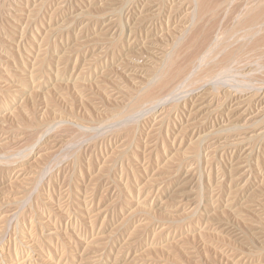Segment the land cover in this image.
Segmentation results:
<instances>
[{
	"label": "rangeland",
	"instance_id": "rangeland-1",
	"mask_svg": "<svg viewBox=\"0 0 264 264\" xmlns=\"http://www.w3.org/2000/svg\"><path fill=\"white\" fill-rule=\"evenodd\" d=\"M180 1L0 0V46L2 49L6 50L5 53L4 51L0 53V264H46L45 261L48 259L49 261L51 260L52 264H78V262H82L79 264H83L84 261L77 262V260L87 257L85 261L88 260V264H194V259H187L190 256L183 254L182 257L179 256L180 258L174 259V253L173 255L170 252L164 253L163 250V252H160V245H155L158 247L153 245L156 242L162 241L165 237L173 235L175 238V245L178 246L179 243L183 241L182 243L186 244V248L196 257L195 259H198L196 260L198 264H264L263 262L254 261L255 259L252 260L253 256L250 254L249 250L241 248L240 245H237V242L231 243L232 239H229V236L216 230L214 225L215 230L213 226L209 231L205 229L207 227L204 221L207 220L206 218L210 214H208V211L212 209L214 205L208 207L207 213L206 211H201L204 210L206 197L211 194L215 200L217 199L216 201H220L219 203L217 202L219 206L213 207L217 212L212 215V217H215V219L212 218V220L218 219L221 223H233L238 230L240 229V232H244L247 226L244 227V223L234 216L235 214L229 210L230 208H227V206L225 207L227 189L232 185V180L236 178V182L234 183L235 189L241 188L243 184H247L244 185L243 188L245 187L244 189H247L248 193L251 192V189L253 192V188L257 191L259 190V201H264V137H262V135L264 136V99H262L264 88L261 89V87L264 86V83H262V81H264V55L262 56L260 55L261 53H259L260 58H257L259 61L255 59L258 55L257 53V55H254L255 57L253 56L256 61L252 59L250 54L245 55L243 57L244 59L242 58L239 60L240 62L243 61L241 63L242 65L240 62L235 65H241L242 70L244 67L245 72H243L244 70L242 71L239 66L241 71L235 69L234 67L236 66H233L234 63L231 64V66L230 64H228L229 66L227 65L228 67L226 66L231 72L230 74L235 76V72L237 73L235 77H232L237 80L239 85L241 84L244 86V84H248L247 88L246 85L245 87L240 85L237 88L234 85L236 81L233 82V78L230 79V74L226 76L222 75V79L216 80L217 82L219 81V83L222 81L223 86H221L222 83H220V87L218 83V87L221 89L215 87V91L213 90L214 88H211V83L209 89V82H205L207 89H209L206 90V87L204 88L207 91L206 95L208 93L206 101H209L211 95H214L216 92L217 95L215 94L216 96L212 97H214L215 100L217 98L218 101L216 100V106H218V108L210 105V107L208 106L204 108L203 111L199 112V115H197L195 119H192L191 112L197 106H195V101L198 99L197 96L194 95L197 86H191L192 88H186L184 86V90L181 89L183 88L182 86H180L181 88L178 87L175 91L177 94L175 95L174 93L171 98L169 97L170 101H174L167 103V105L165 104L164 111L160 110V112L153 113V110H151L153 106L151 105L152 107H148V110H142L145 106H143V108L141 107L142 109L139 108L140 111L138 110V113L136 112V114H133L134 116L131 115L132 113L126 112L129 110L128 105L130 102L129 99L132 96L131 93L135 92L145 81L144 77L150 66L158 61L157 58H160V53L166 48L165 46L168 47L170 43L172 44L173 36L175 37L174 31L178 33L179 29H177V27L180 28L182 26V22L188 10L186 2L183 0ZM235 1L242 2V0ZM247 1L248 0H245L243 3ZM145 2H148V5ZM158 2L160 4H158ZM234 2L229 5V9L236 10L235 8L242 7L243 3H240L241 6H238L240 4ZM181 4H184L186 8ZM226 6L228 5H225V7ZM20 7L23 9L18 12L16 9ZM239 8H237V10ZM35 11L37 13H35ZM70 15L75 17L74 20L71 19L74 21L72 23L69 20L72 18ZM132 18L133 20H131ZM159 19L162 22L158 21ZM232 21V18L228 19L226 21L227 25L225 22V26H227V28L230 27ZM69 23L72 26H69ZM68 27L70 29H68ZM48 28L50 30H48ZM109 28L111 29L109 30ZM62 29L64 30L62 31ZM172 29L174 30L172 31L174 35L171 32ZM52 30L53 32H51ZM101 30H104L103 32L107 31V33L99 42L95 40V36L97 33L99 34ZM214 31L216 32V30ZM215 32L213 34H215ZM6 35L12 38V41H10L12 46L8 44L7 41H9V39ZM118 35L120 37H118ZM169 35L173 36L169 37ZM116 39H118V44L116 42L115 44L117 45L115 46H118V49L115 46L113 47L114 44L111 46L108 42L109 40L112 42ZM119 40L121 41L119 42ZM78 43L82 45L80 47L78 45L77 48L76 44ZM149 46L150 48L147 50L146 47ZM82 48L84 49L83 51ZM139 48L141 51H139ZM39 51L43 52L39 53ZM63 51H68V66L58 61ZM128 51H130V53L133 51V53H131L132 55L129 54ZM137 51H139V53ZM41 53H43V56H46V58H44L45 62L42 64L39 71L40 74L32 77L30 74L34 71V66L39 65L38 61L35 64L33 59H35L37 54ZM147 54H151V57ZM97 57H100V59ZM250 59L252 60L251 62L255 64L252 65L251 62H248ZM260 59L262 61H260ZM143 64L146 67H143ZM138 66L140 70L137 68ZM253 66H255V68ZM105 67H107V70L111 69L104 77L103 72ZM226 67L224 74L228 71ZM231 67L234 68H232L234 72L230 70ZM252 69H256L254 73ZM247 71L249 72L247 73ZM260 71L263 74H261ZM80 72L84 74L85 81L83 84H85L84 87H88H86V90H84V88L78 90L73 84L75 81L74 79H76L78 75H81ZM32 73L34 75V72ZM248 74L252 76L251 79H248ZM23 75L24 80H19L18 76L22 77ZM255 75L257 77H255ZM131 76H133V78ZM223 76L231 80L232 83L229 81V85L228 79ZM56 77L58 79H56ZM102 79L106 87L103 86V82L101 83ZM114 79L115 83L112 82ZM138 79L140 81H138ZM223 79H226L225 82ZM55 80L58 81L56 82ZM259 80L262 81L258 83ZM141 81L143 82L141 83ZM253 83L257 86L254 84L255 87ZM61 84L62 86H60ZM109 84L110 86H108ZM250 84L252 87H250ZM229 86L232 90L229 89ZM253 87H255V89L251 90ZM233 88H240L242 93L239 92L240 89H235V91L237 90L236 92L233 91ZM244 88L245 91L248 89L247 92L242 90ZM20 89L21 91L23 90L24 93L19 94L20 91L17 90ZM180 89L182 91L187 90L186 95L180 93L182 92ZM259 89L263 92L259 91ZM83 90L86 91V93ZM243 91L245 93H243ZM254 91H259L260 94L258 97V93L256 92L255 94ZM210 92H212L211 95L209 94ZM162 94L159 93L157 97ZM227 94L230 97H227ZM253 94L256 96L252 97L254 96ZM235 95L245 104L231 106V104H233L231 101L236 97ZM259 97L262 98L260 99ZM127 100L129 101L126 102ZM126 103H128V105ZM149 105L150 104L147 106ZM203 105H207V103ZM109 106L111 109H109ZM193 106L195 107L193 108ZM166 107L167 109L165 110ZM211 107L219 110L217 111L215 109L214 111ZM231 107L242 109L235 111L237 115L231 117V115H233L229 113ZM121 108L123 111H121ZM159 108H161V106ZM116 110L117 112L121 111L123 114L125 112V114L129 113L132 117L130 118V116H128L129 118L123 119V116L122 119L124 121L121 120L122 125L120 121L117 123L118 121L114 122V120L110 121L109 125V117L110 115L112 116L113 112ZM149 111L152 112V114H150ZM126 116L127 115H125V117ZM145 116L147 118H145ZM143 119L145 121H143ZM129 122H132L135 126ZM253 122L261 123H258V126H256L257 124L255 125ZM123 123H125V125ZM233 123L241 127L238 133H225L222 132L224 130L220 131L221 127V129H223L225 126L224 129L226 130V127H229ZM129 124L133 126L131 127ZM123 125L127 128H124ZM76 126L80 127V129H77ZM24 128L25 130L27 129V132ZM154 129L156 130L154 131ZM39 131H43L44 133L42 134V132ZM113 131L115 133H113ZM253 131L256 134H254ZM120 132H122V134ZM211 132L213 134H211ZM260 132L263 134L259 135L253 142H251L252 140L249 141V138H246V136L250 137L253 136V134L258 135ZM234 139L241 140L239 141V145L233 142ZM196 141L200 143L197 151L199 155L196 157L197 161L195 158L189 156L191 153L190 148L196 146L194 145ZM185 147H187L188 150ZM185 160L186 162H184ZM168 161L172 163H169V165ZM98 162L100 163L98 164ZM177 164H179V166L182 165L183 169L178 173V176L185 178L187 171H189L191 172V175H189H193L192 178H194V181L189 176V185H187L186 188L177 191L178 186L175 185L163 191L169 180L167 177L173 172L172 170L178 167ZM66 173L69 175H66ZM107 179L109 180L107 181ZM70 180H72V183L69 182ZM192 183L193 186L195 184L194 187ZM217 185H220L219 192L216 190ZM254 193L257 194L256 191ZM174 195L177 196L174 198L175 201L169 202L168 200L172 199ZM195 205L198 206V210H194L196 215L194 214L192 217H189V214L192 212L191 209ZM143 209H147L146 212L149 213H146ZM225 209L226 212L228 210L231 211L232 215L229 211L228 213H225V211L221 212ZM205 215H207V217H204ZM123 226L127 227V229ZM134 228H136V230L138 229V238H136L134 242L130 241V239L126 241L128 240V235H130V232L133 231ZM142 229L144 230L142 231ZM204 232L209 234L206 235ZM152 239L156 242L152 241ZM120 246L122 249L124 248V250H121L119 248ZM86 248L92 249L93 253L92 250L87 251ZM84 249L89 252V255L86 257L82 255ZM175 249L177 250V248ZM42 255L45 257H42ZM242 256L243 258L241 259ZM59 257H64V259H60ZM64 261H69L70 263ZM90 261L92 263H89ZM87 262L84 263L86 264ZM47 264H49L48 261Z\"/></svg>",
	"mask_w": 264,
	"mask_h": 264
},
{
	"label": "bare ground",
	"instance_id": "bare-ground-1",
	"mask_svg": "<svg viewBox=\"0 0 264 264\" xmlns=\"http://www.w3.org/2000/svg\"><path fill=\"white\" fill-rule=\"evenodd\" d=\"M4 1V0H3ZM16 1V0H15ZM46 1V0H45ZM64 1V0H63ZM79 1V0H78ZM82 1V0H81ZM91 1V0H90ZM93 1V0H92ZM108 1V0H107ZM112 1V0H111ZM120 1V0H119ZM135 1V0H134ZM159 1V0H158ZM161 1H163V0H161ZM173 1V0H172ZM178 1V0H177ZM180 1V0H179ZM183 1H185L186 2V4H187V10H188V13L186 12V15H185V18H184V20H183V22H182V26L180 27V28H178L177 26V29H179V31H178V33H176L173 29L171 30V32L172 31H174V33H175V37L173 36L174 34H173V32H172V36H173V42H172V44H171V46H170V44H169V46L167 47V46H165L166 48L164 49V50H162V52L160 53V58H157L158 59V61L155 63V64H153L152 66H150V68H149V70L146 72V74H145V81H144V79H143V81H141V85L138 87V89L137 90H135V92H133L132 90H130V91H132L133 93H131V97H130V102H129V105H128V103H126L127 105H128V108H129V110L130 111H132V112H130L129 110L128 111H126V112H129V113H132L131 115H133V114H136V112L139 110L140 111V109L139 108H143V106H145V108H141L143 111L144 110H148L149 108L148 107H150L151 105L153 106H151L152 107V109L151 110H153V113L155 112H160V110H163L164 111V106H165V104L167 105V103H169V102H172V101H174V100H172V101H170V99H169V97L171 98L172 97V95L175 93V95L177 94V92H175L176 91V89L178 88V87H180V86H182L183 88H181L182 90H184V88L186 87H190V88H192L191 86H197V89H196V91H195V96H197V99L198 100H196L195 101V106H196V108H194L195 106H193V111L191 112V117H192V119L194 118H196L197 117V115H199L198 113L199 112H201V111H203L204 110V108H207L208 106L210 107V105H213V107H215L216 106V100H217V98H216V100H215V98L214 97H212V96H216L217 94H216V92L214 93V95L212 94L211 95V93L212 92H210L209 94L211 95V98H209V101L207 100L206 101V98H208L207 97V95H208V93H207V95H206V90H209L210 89V83L212 84L211 85V88L215 91L216 90V88L215 87H217V88H220L221 86H223V83H222V81L220 82V83H222V85L220 86V83H219V81L217 82L216 80H219L221 77H222V75H227V74H230L231 72L229 71V69L227 68L229 65L228 64H230V66H231V64H233L234 63V65L233 66H236L235 64H237L238 62H240L239 60H241L245 55H248V54H250V56L252 57V59L253 60H258L259 61V59H257L258 57L260 58V56H259V53H261L260 55H264V0H248L247 2H245V3H243L245 0H242V2L240 1V2H237V1H235V0H183ZM235 1V2H234ZM239 1V0H238ZM41 2V1H40ZM39 2V3H40ZM42 2H44V1H42ZM62 2V1H61ZM125 2V1H124ZM127 2V1H126ZM131 2V1H130ZM142 2V1H141ZM181 2V1H180ZM243 3L242 4V7H237V5L235 4V6L237 7V8H239L238 10H237V8H235V6H234V8L236 9V10H232V9H229V5L231 4V3ZM29 3V2H28ZM79 3V2H78ZM95 3H97V2H95ZM114 3V2H113ZM138 3V2H137ZM146 4L148 3V2H145ZM16 4V3H15ZM59 4V3H58ZM118 4V3H117ZM130 4V3H129ZM145 4V5H146ZM158 4H160L159 2H158ZM241 4L240 5H238V6H241ZM3 5V4H2ZM38 5V4H37ZM46 5V4H45ZM77 5V4H76ZM81 5V4H80ZM110 5V4H109ZM112 5V4H111ZM122 5H123V3H122ZM144 5V6H145ZM148 5V4H147ZM163 5V4H162ZM167 5V4H166ZM168 5H169V3H168ZM181 5H184V4H181ZM225 5H228V6H226L225 7ZM18 6V5H17ZM29 6V5H28ZM127 6V5H126ZM161 6V5H160ZM180 6V5H179ZM178 6V7H179ZM185 6V5H184ZM13 7V6H12ZM34 7V6H33ZM63 7V6H62ZM75 7V6H74ZM122 7V6H121ZM139 7V6H138ZM148 7V6H147ZM162 7V6H161ZM4 8H5V6H4ZM43 8V7H42ZM103 8V7H102ZM119 8V7H118ZM144 8V7H143ZM185 8H186V6H185ZM22 9L23 8H17L16 10H18V12H20V11H22ZM75 9H76V7H75ZM182 9V8H181ZM3 10H5V9H3ZM46 10V9H45ZM56 10V9H55ZM63 10V9H62ZM102 10V9H101ZM103 10H105V9H103ZM115 10H117V9H115ZM126 10V9H125ZM130 10V9H129ZM168 10V9H167ZM15 11V10H14ZM28 11V10H27ZM38 11V10H37ZM40 11V10H39ZM67 11V10H66ZM86 11V10H85ZM89 11H90V9H89ZM94 11V10H93ZM106 11V10H105ZM121 11V10H120ZM160 11H161V9H160ZM1 12V11H0ZM33 12V11H32ZM103 12V11H102ZM134 12V11H133ZM135 12H136V10H135ZM141 12V11H140ZM156 12V11H155ZM185 12V11H184ZM14 13V12H13ZM34 13V12H33ZM35 13H37L36 11H35ZM72 13V12H71ZM85 13V12H84ZM84 13H83V15H84ZM87 13V12H86ZM95 13H96V11H95ZM137 13V12H136ZM160 13V12H159ZM176 13V12H175ZM15 14V13H14ZM90 14V13H89ZM117 14H118V12H117ZM149 14V13H148ZM157 14V13H156ZM20 15V14H19ZM36 15V14H35ZM35 15H34V17H35ZM38 15V14H37ZM44 15V14H43ZM42 15V16H43ZM74 15V14H73ZM106 15H108V14H106ZM174 15V14H173ZM2 16V15H1ZM18 16V15H17ZM58 16V15H57ZM71 16V15H70ZM75 16V15H74ZM92 16V15H91ZM90 16V17H91ZM96 16V15H95ZM109 16H111V15H109ZM142 16V15H141ZM147 16V15H146ZM155 16V15H154ZM161 16V15H160ZM169 16H170V14H169ZM171 16H172V13H171ZM16 17V16H15ZM72 17V16H71ZM81 17V16H80ZM90 17H88V18H90ZM119 17V16H118ZM143 17V16H142ZM150 17V16H149ZM153 17V16H152ZM54 18V17H53ZM70 18V17H69ZM68 18V19H69ZM74 18L75 17H72V18H70L69 20L71 21V23L72 22H74V21H72V20H74ZM103 18V17H102ZM105 18V17H104ZM122 18V17H121ZM138 18V17H137ZM155 18V17H154ZM158 18H159V15H158ZM162 18H163V16H162ZM166 18V17H165ZM233 19V21H232V25L230 26V27H228L227 28V26H225V22L228 20V19ZM16 19V18H15ZM72 19V20H71ZM86 19V18H85ZM95 19V18H94ZM127 19V18H126ZM144 19V18H143ZM148 19V18H147ZM157 19V18H156ZM155 19V20H156ZM89 20V19H88ZM131 20H133V18L131 19ZM140 20V19H139ZM153 20V19H152ZM1 21V20H0ZM69 21V22H70ZM86 21V20H85ZM137 21V20H136ZM158 21H160V19L158 20ZM175 21H176V19H175ZM182 21V20H181ZM77 22V21H76ZM118 22V21H117ZM130 22V21H129ZM160 22H162V21H160ZM88 23V22H87ZM90 23V22H89ZM96 23V22H95ZM101 23V22H100ZM125 23H127V22H125ZM147 23V22H146ZM115 24V23H114ZM139 24V23H138ZM154 24V23H153ZM155 24H156V22H155ZM169 24V23H168ZM171 24V23H170ZM169 24V25H170ZM180 24V23H179ZM61 25V24H60ZM63 25V24H62ZM134 25V24H133ZM142 25V24H141ZM160 25V24H159ZM172 25V24H171ZM226 25H227V22H226ZM229 25H230V23H229ZM228 25V26H229ZM69 26H72L70 23H69ZM90 26V25H89ZM105 26V25H104ZM125 26V25H124ZM132 26V25H131ZM139 26V25H138ZM64 27V26H63ZM106 27V26H105ZM65 28V27H64ZM119 28V27H118ZM136 28V27H135ZM167 28V27H166ZM68 29H70L69 27H68ZM80 29V28H79ZM111 28H109V30H110ZM12 30V29H11ZM48 30H50L49 28H48ZM64 29H62V31H63ZM66 30V29H65ZM120 30V29H119ZM141 30V29H140ZM156 30H157V28H156ZM214 30H216V32L214 31ZM104 31V30H103ZM102 30L99 32V34L97 33V35L95 36L96 37V41H99L100 42V40H102V38L103 37H105L106 36V33H107V31H105V32H103ZM117 31V30H116ZM135 31H136V29H135ZM150 31V30H149ZM215 32V34H213L214 32ZM10 32V31H9ZM51 32H53V30L51 31ZM61 32V31H60ZM131 32V31H130ZM167 32H169V31H167ZM57 33H58V29H57ZM47 35H49V34H47ZM46 35V36H47ZM136 35V34H135ZM144 35V34H143ZM149 35V34H148ZM7 37H8V39H9V41H7L8 42V44H10L11 45V43H10V41H12V38H10L8 35H6ZM50 36V35H49ZM122 36V35H121ZM124 36V35H123ZM161 36V35H160ZM171 35H169V37H172ZM118 37H120L119 35H118ZM146 37V36H145ZM46 38V37H45ZM142 38V37H141ZM167 38V37H166ZM165 38V39H166ZM108 39H110V38H108ZM136 39V38H135ZM2 40H4V39H2ZM129 40V39H128ZM134 40V39H133ZM152 40V39H151ZM168 40H169V38H168ZM172 40V39H171ZM121 40H119V42H120ZM166 41V40H165ZM105 42H106V40H105ZM110 44H111V46L113 45V47L115 46V45H117L118 44V39H116V40H114V41H112L111 42V40H109L108 41ZM117 42V44H115ZM139 42V41H138ZM151 42V41H150ZM168 42V41H167ZM98 43V42H97ZM132 43V42H131ZM146 43H149V42H146ZM154 44V43H153ZM9 45V46H10ZM78 45H79V43L78 44H76V46H77V48H78ZM82 45V44H81ZM81 45H79V47L81 46ZM168 45V44H167ZM12 46V45H11ZM110 46V47H111ZM120 46V45H119ZM144 46V45H143ZM116 48L118 47V46H115ZM122 47V46H121ZM112 48V47H111ZM119 48V47H118ZM117 48V49H118ZM141 48V47H140ZM140 48H139V51H141L140 50ZM147 48V50H149V48H150V46L149 47H146ZM145 48V49H146ZM113 49V48H112ZM123 49V48H122ZM143 49V48H142ZM153 49H154V47H153ZM152 49V50H153ZM47 50V49H46ZM84 49L82 48V51H83ZM157 50V49H156ZM160 50V51H161ZM3 51H4V53L6 52V50L5 49H2V47L0 46V53L2 52L3 53ZM68 51H70V50H68ZM68 51H63V53H62V55L61 56H59V58H58V61L59 62H61V64H69V62H68V60H69V54L67 53ZM80 51V50H79ZM120 51V50H119ZM122 51V50H121ZM139 51H137L138 53H139ZM144 51V50H143ZM40 52H43V51H39V53ZM81 52V51H80ZM79 52V53H80ZM117 52V51H116ZM129 52V54H131V53H133V51H131V53H130V51H128ZM136 52V53H137ZM82 53V52H81ZM105 53H106V51H105ZM112 53V52H111ZM115 53V52H114ZM113 53V54H114ZM136 53H135V55H136ZM142 53V52H141ZM258 55H257V54ZM47 54V53H46ZM56 54V53H55ZM71 54V53H70ZM117 54V53H116ZM116 54H115V56H116ZM119 54V53H118ZM251 54H253V55H251ZM80 55V54H79ZM99 55V54H98ZM132 55V54H131ZM143 55V54H142ZM147 55H149V54H147ZM151 55V54H150ZM149 55V56H150ZM254 55H257L256 56V58L254 59L253 58V56ZM39 56V57H38ZM97 56V55H96ZM118 56V55H117ZM127 56V55H126ZM137 56V55H136ZM81 57V56H80ZM127 57H129V56H127ZM131 57V56H130ZM147 57V56H146ZM151 57V56H150ZM153 57V56H152ZM255 57V56H254ZM44 58H46V56H43V53H41V54H37L36 55V57H35V59H33L34 60V63L36 64V62L38 61V66L37 65H35L34 66V68H33V70L34 71H32V72H34V75H33V73L31 72V76L32 77H34V76H37V75H39L40 73H39V71H40V69H41V67H42V64L45 62L44 60ZM78 58V57H77ZM97 58H99L100 59V57H97ZM119 58V57H118ZM149 58V57H148ZM263 58H264V56H263ZM79 59V58H78ZM77 59V60H78ZM89 59V58H88ZM94 59V58H93ZM92 59V60H93ZM152 59V58H151ZM153 59H154V57H153ZM156 59V58H155ZM244 59V58H243ZM245 59H247V58H245ZM76 60V59H75ZM96 60V59H95ZM98 60V59H97ZM123 60V59H122ZM127 60V59H126ZM255 60V61H256ZM80 61V60H79ZM124 61V60H123ZM136 61V60H135ZM143 61V60H142ZM252 60L250 59V61H248V62H251ZM260 61H262L261 59H260ZM94 62V61H93ZM92 62V63H93ZM127 62V61H126ZM243 61H241L240 62V64L242 63ZM247 62V63H248ZM88 63V62H87ZM115 63V62H114ZM128 63V62H127ZM133 63V62H132ZM244 63H245V61H244ZM68 64H67V66H68ZM85 64V63H84ZM109 64V63H108ZM118 64V63H117ZM251 64L253 65V64H255L254 62L252 63L251 62ZM124 65H125V62H124ZM130 65V64H129ZM228 65V66H227ZM242 65V64H241ZM241 65L239 66V64H238V66L241 68V70H242V67H241ZM66 66V67H67ZM123 66V65H122ZM132 66V65H131ZM136 66V65H135ZM148 66V65H147ZM227 66V67H226ZM238 66H236V67H238ZM246 66V65H245ZM256 66V65H255ZM255 66H253L254 68H255ZM65 67V68H66ZM90 67V66H89ZM134 67V66H133ZM141 67V66H140ZM143 67H146V66H144V64H143ZM225 67H226V70L228 69V71H229V73H228V71H226V73L224 74V72H225ZM236 67H234L235 69H237V70H239V71H241L240 70V68L238 67V68H236ZM247 67V66H246ZM245 67V68H246ZM109 68V67H108ZM138 69H139V66L137 67ZM232 68L233 67H231L230 68V70L231 71H233L234 72V70H232ZM233 68V69H234ZM96 69V68H95ZM111 69V68H110ZM110 69L109 70H107V67H105V69H104V72H103V76L105 75V74H107L109 71H110ZM132 69V68H131ZM145 69V68H144ZM143 69V70H144ZM88 70V69H87ZM100 70V69H99ZM140 70V69H139ZM236 70V71H237ZM244 70V71H243ZM243 72H245V69H244V67H243ZM248 70V69H247ZM251 70V69H250ZM253 70V69H252ZM256 70V69H255ZM255 70H253V73H254V71ZM63 71H64V69H63ZM126 71V70H125ZM238 71V72H239ZM75 72V71H74ZM83 72V71H82ZM113 72V71H112ZM128 72H130V71H128ZM249 71H247V73H248ZM264 72V71H263ZM144 73V72H143ZM260 73H261V71H260ZM259 73V74H260ZM80 74H81V72H80ZM86 74V73H85ZM89 74V73H88ZM110 74V73H109ZM234 74V73H233ZM239 74V73H238ZM261 74H263V73H261ZM121 75V74H120ZM124 75V74H123ZM128 75H129V73H128ZM231 75V78L230 79H232V81L233 82H235L236 81V83L234 84L237 88H238V86H240L239 85V83L237 82V80H235V76L237 75V73L235 72V76L234 75H232V74H230ZM243 75V74H242ZM244 75H247V74H244ZM250 74H248V79L250 78L251 79V77L252 76H249ZM257 75V74H256ZM255 75V77H257ZM58 76V75H57ZM102 76V77H103ZM107 76V75H106ZM127 76V75H126ZM134 76V75H133ZM133 76H131L132 78H133ZM225 76H223V77H225ZM232 76H234V77H232ZM259 76V75H258ZM26 77V76H25ZM60 77V76H59ZM101 77V76H100ZM105 77V76H104ZM118 77V76H117ZM120 77V76H119ZM129 77V76H128ZM241 77H243V76H241ZM246 77V78H247ZM254 77V78H255ZM261 77V76H260ZM262 77H263V75H262ZM65 78V77H64ZM110 78V77H109ZM122 78V77H121ZM134 78H135V76H134ZM225 78H227V77H225ZM245 78V79H246ZM18 79L19 80H24V75L21 77V76H18ZM56 79H58L57 77H56ZM60 79H62V78H60ZM100 79V78H99ZM104 79V78H103ZM102 79V80H103ZM111 79V78H110ZM222 79V78H221ZM228 79V78H227ZM75 81L73 82V84H74V86H76V88L78 89V90H80V88H84V90H86V87L87 86H85L84 87V85L85 84H83V82L85 81V77H84V74H81V75H78L77 77H76V79H74ZM101 80V83L103 82V86H105L104 85V80L102 81ZM109 80V79H108ZM122 80V79H121ZM126 80V79H125ZM224 80V82H225V80L226 79H223ZM56 82L58 81V80H55ZM87 81V80H86ZM100 81V80H99ZM106 81V80H105ZM138 81H140L139 79H138ZM209 82V89H207V87H206V84H205V82ZM216 81V82H215ZM231 82L232 83V81L231 80H229L228 79V82ZM247 81V80H246ZM249 81V80H248ZM262 80H259V82L258 83H260ZM55 82V83H56ZM111 82V81H110ZM112 82H114L115 83V79L112 81ZM118 82V81H117ZM227 82V81H226ZM228 82H227V84H228ZM230 82H229V85H230ZM244 82V81H243ZM253 82V81H252ZM119 83V82H118ZM138 83V82H137ZM218 83H219V86L220 87H218ZM256 83H257V81H256ZM258 83H257V85H258ZM262 83H264V81H262ZM68 84V83H67ZM236 84H238V85H236ZM244 84V83H243ZM255 83H253V85H254ZM58 85V84H57ZM89 85V84H88ZM92 85V84H91ZM101 85V84H100ZM107 85V84H106ZM178 85V86H177ZM199 85V86H198ZM207 85H208V83H207ZM225 85H226V83H225ZM245 85L246 84H244V86L243 85H241V86H243V87H245ZM248 85V84H247ZM247 85H246V88H247ZM256 85V84H255ZM254 85V86H255ZM256 85V86H257ZM60 86H62V84L60 85ZM59 86V87H60ZM69 86H70V84H69ZM72 86V85H71ZM108 86H110V84L108 85ZM134 86V85H133ZM185 86V87H184ZM232 86V85H231ZM255 86V87H256ZM260 86H261V84H260ZM106 87V86H105ZM206 87V90L204 89ZM228 87V86H227ZM250 87H252L251 86V84H250ZM250 87H248V88H250ZM255 87H253V88H251V90L253 89H255ZM88 88V87H87ZM94 88H95V86H94ZM101 88H102V86H101ZM137 88V87H136ZM135 88V89H136ZM237 88H235V89H237ZM242 88V87H241ZM258 88V87H257ZM256 88V89H257ZM262 88H264V86L263 87H261V89ZM17 89H18V87H17ZM124 89V88H123ZM180 89V90H181ZM189 89V88H188ZM195 89H193V90H195ZM221 89V88H220ZM219 89V90H220ZM229 89H231L230 88V86H229ZM234 89V88H233ZM235 89L233 90V91H235ZM240 89V88H239ZM239 89H237V90H239ZM83 90V91H84ZM108 90V89H107ZM125 90V89H124ZM134 90V89H133ZM180 90H179V92H180ZM181 90V91H182ZM232 90V89H231ZM236 90V91H237ZM242 90H244L245 91V88L244 89H242ZM248 90V89H247ZM247 90L245 91V92H247ZM17 91H20L19 92V94H22V93H24V91L22 90L21 91V89L20 90H17ZM97 91V90H96ZM121 91H122V89H121ZM129 91V90H128ZM187 91V90H186ZM186 91H182V92H180V93H184L185 95H186ZM228 91V90H227ZM235 91V92H236ZM243 91V93H245ZM259 91H262V90H260L259 89ZM259 91H256L258 94H257V97L259 96ZM85 93H86V91H84ZM118 92V91H117ZM178 92V93H179ZM188 92H191V91H188ZM193 92V91H192ZM209 92V91H208ZM240 93H242L241 92V89H240V91H239ZM253 92V91H252ZM256 92L254 91V93L256 94ZM263 92V91H262ZM261 92V93H262ZM102 93H103V91H102ZM124 93V92H123ZM162 94V95H160L159 97H157L158 96V94ZM180 93H179V95H180ZM120 94V93H119ZM184 94H183V96H184ZM216 94V95H215ZM236 94V93H235ZM255 94H253L254 96H252V97H255L256 95ZM93 95V94H92ZM97 95V94H96ZM105 95V94H104ZM122 95V94H121ZM220 95V94H219ZM226 95V94H225ZM228 95V94H227ZM263 95V94H262ZM120 96V95H119ZM126 96V95H125ZM128 96V95H127ZM182 96V95H181ZM180 96V97H181ZM236 96V95H235ZM92 97V96H91ZM96 97V96H95ZM227 97H230L229 95L227 96ZM110 98V97H109ZM120 98V97H119ZM129 98V97H128ZM127 98V99H128ZM225 98V97H224ZM224 98H222V99H224ZM248 98V97H247ZM246 98V99H247ZM260 98V97H259ZM262 98V97H261ZM260 98V99H261ZM95 99V98H94ZM113 99H115V98H113ZM122 99V98H121ZM225 99H227V98H225ZM230 99H232V98H230ZM262 99H264V95H263V98ZM129 100H127L126 102H128ZM169 100V101H168ZM255 100V99H254ZM253 100V101H254ZM123 101V100H122ZM189 101V100H188ZM192 101V100H191ZM190 101V102H191ZM218 101V100H217ZM242 101V100H241ZM240 101V98H238L237 96L231 101V102H233V104H231V106H238V105H240V104H245V103H242ZM246 101V100H245ZM244 101V102H245ZM251 101H252V99H251ZM260 101V100H259ZM23 102V101H22ZM21 102V103H22ZM185 102V101H184ZM227 102H228V100H227ZM230 102V103H231ZM247 102V101H246ZM254 102H256V101H254ZM186 103V102H185ZM184 103V104H185ZM204 103H207V105H203ZM218 103H220V102H218ZM224 103V102H223ZM223 103H222V105H223ZM100 104V103H99ZM103 104V103H102ZM148 104H150L149 106H147ZM194 104V103H193ZM192 104V105H193ZM226 104V103H225ZM249 104V103H248ZM261 104V103H260ZM172 105V104H171ZM175 105H177V104H175ZM188 105V104H187ZM218 105V104H217ZM115 106V105H114ZM117 106V105H116ZM161 106V108H159ZM178 106V105H177ZM184 106V105H183ZM190 106V105H189ZM201 106V107H200ZM224 106V105H223ZM223 106H221V107H223ZM245 106V105H244ZM103 107V106H102ZM110 107V106H109ZM109 107H106V108H109ZM113 107V106H112ZM122 107V106H121ZM176 107V106H175ZM186 107V106H185ZM226 107V106H225ZM240 107V106H239ZM248 107V106H247ZM264 107V106H263ZM116 108V107H115ZM125 108V107H124ZM127 108V109H128ZM148 108V109H147ZM171 108V107H170ZM212 108V107H211ZM216 108H218V106H216ZM215 108V109H216ZM229 108V107H228ZM246 108V107H245ZM251 108V107H250ZM21 109V108H20ZM109 109H111V107L109 108ZM122 109V108H121ZM167 109V107L165 108V110ZM176 109V108H175ZM181 109V108H180ZM188 109V108H187ZM191 109V108H190ZM214 111H215V109L214 108H212ZM211 109V110H212ZM238 109H242V108H238V107H235V108H232L231 107V110L229 111V113H231V114H233V115H231V117H233V116H235V115H237V112H236V114H235V111H237ZM249 109V108H248ZM18 110V109H17ZM119 110V109H118ZM177 110V109H176ZM182 110V109H181ZM184 110V109H183ZM212 110V111H213ZM217 110V109H216ZM219 110V109H218ZM217 110V111H218ZM227 110V109H226ZM246 110V109H245ZM245 110H243V111H245ZM264 110V109H263ZM14 111V110H13ZM121 111H123V109L121 110ZM121 111L119 112H117V110L116 111H114L113 112V114H112V116L110 115V117H109V125H110V121H113L114 120V122L115 121H118L117 123H119V121H120V124H121V122L122 121H124L123 119H125V118H127L128 116H130V118L132 117L129 113V115L128 114H125V115H127L126 117H125V115L123 114V113H121ZM125 111V110H124ZM162 111V112H163ZM173 111V110H172ZM186 111V110H185ZM191 111V110H190ZM211 111V112H212ZM242 111V112H243ZM150 112V111H149ZM211 112H210V114H211ZM241 112V111H240ZM254 112V111H253ZM258 112H259V110H258ZM108 113V112H107ZM106 113V114H107ZM138 113V112H137ZM140 113H142V112H140ZM168 113H170V112H168ZM190 113V112H189ZM207 113H209V112H207ZM217 113V112H216ZM260 113V112H259ZM11 114V113H10ZM98 114H100V113H98ZM103 114V113H102ZM111 114V113H110ZM150 114H152V112H150ZM162 114V113H161ZM206 114V113H205ZM215 114V113H214ZM228 114V113H227ZM208 115V114H207ZM212 115V114H211ZM241 115V114H240ZM243 115V114H242ZM246 115V114H245ZM58 116V115H57ZM124 116V117H123ZM134 116V115H133ZM146 116H148V115H146ZM145 116V118H147ZM167 116V115H166ZM228 116V115H227ZM249 116V115H248ZM256 116V115H255ZM122 117H123V119H122ZM159 117V116H158ZM165 117V116H164ZM204 117V116H203ZM211 117V116H210ZM236 117H238V116H236ZM242 117V116H241ZM32 118V117H31ZM106 118V117H105ZM129 118V117H128ZM136 118V117H135ZM149 118V117H148ZM160 118V117H159ZM166 118V117H165ZM170 118V117H169ZM177 118V117H176ZM180 118V117H179ZM246 118V117H245ZM254 118V117H253ZM257 118V117H256ZM33 119V118H32ZM112 119V120H111ZM161 119V118H160ZM159 119V120H160ZM173 119V118H172ZM175 119V118H174ZM189 119V118H188ZM201 119V118H200ZM204 119V118H203ZM236 119V118H235ZM239 119V118H238ZM248 119H249V117H248ZM251 119V118H250ZM264 119V118H263ZM37 120V119H36ZM35 120V121H36ZM86 120V119H85ZM89 120V119H88ZM97 120V119H96ZM122 120V121H121ZM178 120V119H177ZM210 120V119H209ZM212 120V119H211ZM224 120V119H223ZM257 120V119H256ZM30 121H31V119H30ZM98 121H100V120H98ZM106 121H108V120H106ZM132 121V120H131ZM133 121H134V119H133ZM143 121H145L144 119H143ZM162 121H164V120H162ZM175 121V120H174ZM173 121V122H174ZM216 121V120H215ZM235 121V120H234ZM80 122V121H79ZM87 122V121H86ZM89 122H91V121H89ZM102 122V121H101ZM104 123H106V124H108L107 122H105V121H103ZM135 122V121H134ZM142 122V121H141ZM169 122V121H168ZM203 122H205V121H203ZM219 122V121H218ZM225 122V121H224ZM103 123V124H104ZM128 123V122H127ZM130 123V122H129ZM138 123V122H137ZM230 123V122H229ZM231 123H232V121H231ZM254 123V122H253ZM259 123V122H258ZM258 123H254L256 126H258ZM261 123V122H260ZM259 123V124H260ZM264 123V122H263ZM46 124V123H45ZM85 124V123H84ZM88 124V123H87ZM106 124H104V125H106ZM112 124V123H111ZM114 124V123H113ZM119 124V125H120ZM124 125H125V123H123ZM130 124H133L132 122L130 123ZM129 124V125H130ZM141 124V123H140ZM148 124V123H147ZM156 124V123H155ZM161 124V123H160ZM172 124V123H171ZM193 124V123H192ZM191 124V125H192ZM195 124H197V123H195ZM222 124V123H221ZM254 124H251V125H254ZM29 125H30V123H29ZM28 125V126H29ZM64 125H66V124H64ZM97 125V124H96ZM122 125V124H121ZM124 125H123V127H124ZM128 125V126H129ZM134 125V124H133ZM133 125H130L131 127L133 126ZM143 125V124H142ZM190 125V126H191ZM199 125H201V124H199ZM213 125V124H212ZM242 125V124H241ZM246 125V124H245ZM25 126V125H24ZM23 126V127H24ZM31 126V125H30ZM73 126V125H72ZM101 126H103V125H101ZM126 126H127V124H126ZM135 126V125H134ZM159 126V125H158ZM188 126V125H187ZM202 126V125H201ZM214 126V125H213ZM216 126V125H215ZM227 126V125H226ZM229 126V125H228ZM249 126V125H248ZM262 126V125H261ZM35 127V126H34ZM44 127V126H43ZM74 127V126H73ZM100 127V126H99ZM137 127H138V125H137ZM176 127V126H175ZM184 127V126H183ZM189 127V126H188ZM193 127V126H192ZM199 127V126H198ZM208 127V126H207ZM225 127V126H224ZM224 127H223V129H221L220 128V131L221 130H224V131H222V132H228V133H238L239 132V130L241 129V127L240 126H238L236 123H233V124H231L229 127H226V130L224 129ZM247 127V126H246ZM30 128V127H29ZM28 128V129H29ZM76 128L78 129H80V127H78V126H76ZM90 128V127H89ZM124 128H127V127H124ZM133 128H135V127H133ZM146 128V127H145ZM163 128V127H162ZM36 129V128H35ZM39 129V128H38ZM51 129V128H50ZM58 129V128H57ZM84 129V128H83ZM158 129V128H157ZM160 129V128H159ZM199 129H200V127H199ZM209 129V128H208ZM218 129H219V127H218ZM257 129H258V127H257ZM24 130H25V128H24ZM24 130H23V132H24ZM27 130V129H26ZM25 130V131H26ZM114 130V129H113ZM156 129H154V131H155ZM186 130V129H185ZM214 130V129H213ZM245 130V129H244ZM249 130V129H248ZM252 130H254V129H252ZM34 131V130H33ZM76 131V130H75ZM115 131V130H114ZM113 131V133H115ZM118 131V130H117ZM151 131V130H150ZM160 131V130H159ZM172 131H173V129H172ZM183 131V130H182ZM215 131H217V130H215ZM215 131H213V132H215ZM242 131V130H241ZM246 131V130H245ZM27 132V131H26ZM35 132V131H34ZM39 132H42V134L44 133L43 131H39ZM38 132V133H39ZM58 132V131H57ZM56 132V133H57ZM141 132V131H140ZM152 132V131H151ZM243 132V131H242ZM248 132V131H247ZM246 132V133H247ZM254 132V131H253ZM119 133V132H118ZM121 134H122V132H120ZM129 133V132H128ZM138 133V132H137ZM153 133V132H152ZM151 133V134H152ZM193 133V132H192ZM218 133H219V131H218ZM218 133H217V135H218ZM228 133H227V135H228ZM264 133V132H263ZM262 132H260V134H258V135H254V134H256L255 132H254V134H253V136H250V137H247L246 136V138H249L250 140L249 141H251V142H253V140L254 139H256V138H258V136L259 135H261V134H263ZM41 134V135H42ZM52 134V133H51ZM84 134V133H83ZM117 134V133H116ZM132 134V133H131ZM148 134H149V132H148ZM156 134H158V133H156ZM186 134V133H185ZM208 134V133H207ZM211 134H213L212 132H211ZM38 135V134H37ZM60 135V134H59ZM67 135V134H66ZM133 135V134H132ZM155 135V134H154ZM153 135V136H154ZM178 135V134H177ZM182 135H184V134H182ZM181 135V136H182ZM222 135V134H221ZM220 135V136H221ZM235 135V134H234ZM26 136V135H25ZM65 136V135H64ZM93 136V135H92ZM100 136V135H99ZM115 136V135H114ZM134 136H135V134H134ZM150 136V135H149ZM152 136V137H153ZM173 136V135H172ZM180 136V135H179ZM207 136V135H206ZM28 137V136H27ZM41 137V136H40ZM39 137V138H40ZM54 137V136H53ZM61 137V136H60ZM125 137V136H124ZM127 137V136H126ZM130 137V136H129ZM133 137V136H132ZM176 137V136H175ZM235 137V136H234ZM261 137V136H260ZM262 137H264L263 135H262ZM86 138V137H85ZM134 138V137H133ZM177 138V137H176ZM193 138V137H192ZM207 138V137H206ZM245 138V139H246ZM27 139V138H26ZM123 139V138H122ZM129 139V138H128ZM187 139V138H186ZM212 139V138H211ZM240 139V138H239ZM239 139H234L233 140V142L236 144V145H239V141H241V140H239ZM244 139V138H243ZM264 139V138H263ZM23 140V139H22ZM57 140V139H56ZM124 140V139H123ZM127 140V139H126ZM178 140V139H177ZM183 140V139H182ZM192 140V139H191ZM191 140H190V144H191ZM198 140V139H197ZM202 140H204V139H202ZM208 140V139H207ZM262 140V139H261ZM58 141V140H57ZM115 141V140H114ZM230 141V140H229ZM246 141H247V139H246ZM248 141V142H249ZM48 142V141H47ZM67 142H69V141H67ZM96 142V141H95ZM119 142V141H118ZM126 142V141H125ZM132 142V141H131ZM136 142H138V141H136ZM153 142V141H152ZM151 142V143H152ZM140 143V142H139ZM175 143V142H174ZM173 143V144H174ZM181 143V142H180ZM193 143V142H192ZM204 143H206V142H204ZM244 143V142H243ZM247 143V142H246ZM259 143V142H258ZM67 144V143H66ZM116 144V143H115ZM136 144V143H135ZM149 144V143H148ZM182 144V143H181ZM184 144V143H183ZM105 145V144H104ZM109 145V144H108ZM125 145V144H124ZM131 145V144H130ZM174 145H176V144H174ZM194 145H196V146H194ZM193 146V148L191 147L190 148V150H191V153H190V155L189 156H191V157H193V158H195L196 159V157H198L199 155H198V148H199V146H200V143L198 142L197 143V141H196V144H194ZM255 145V144H254ZM66 146V145H65ZM106 146V145H105ZM139 146V145H138ZM202 146V145H201ZM94 147V146H93ZM119 147V146H118ZM140 147V146H139ZM146 147V146H145ZM175 147V146H174ZM189 147V146H188ZM260 147V146H259ZM160 148H162V147H160ZM183 148V147H182ZM187 150H188V148L187 147H185ZM205 148V147H204ZM232 148V147H231ZM177 149H178V147H177ZM201 149V148H200ZM213 149V148H212ZM8 150V149H7ZM94 150V149H93ZM107 150V149H106ZM120 150V149H119ZM118 150V151H119ZM144 150V149H143ZM147 150V149H146ZM155 150V149H154ZM39 151V150H38ZM64 151H65V149H64ZM63 151V152H64ZM67 151V150H66ZM82 151V150H81ZM121 151V150H120ZM186 151V150H185ZM235 151V150H234ZM255 151V150H254ZM87 152V151H86ZM115 152V151H114ZM150 152V151H149ZM206 152V151H205ZM212 152V151H211ZM236 152V151H235ZM252 152V151H251ZM251 152H249V153H251ZM66 153V152H65ZM68 153V152H67ZM81 153V152H80ZM206 153H208V152H206ZM49 154V153H48ZM117 154V153H116ZM119 154V153H118ZM135 154H136V152H135ZM175 154V153H174ZM188 154V153H187ZM243 154V153H242ZM252 154V153H251ZM90 155V154H89ZM114 155V154H113ZM120 155V154H119ZM118 155V156H119ZM137 155V154H136ZM148 155H149V153H148ZM84 156V155H83ZM121 156V155H120ZM146 156V155H145ZM179 156V155H178ZM245 156V155H244ZM80 157V156H79ZM110 157V156H109ZM136 157V156H135ZM139 157V156H138ZM250 157V156H249ZM67 158V157H66ZM71 158V157H70ZM98 158V157H97ZM108 158V157H107ZM172 158H173V156H172ZM175 158V157H174ZM190 158V157H189ZM192 158V159H193ZM63 159V158H62ZM68 159V158H67ZM92 159V158H91ZM94 159V158H93ZM112 159V158H111ZM147 159V158H146ZM177 159V158H176ZM182 159V158H181ZM206 159V158H205ZM243 159V158H242ZM85 160V159H84ZM88 160H90V159H88ZM107 160V159H106ZM168 160V159H167ZM191 160V159H190ZM244 160V159H243ZM61 161V160H60ZM92 161V160H91ZM90 161V162H91ZM96 161V160H95ZM105 161V160H104ZM108 161V160H107ZM171 161V160H170ZM178 161V160H177ZM182 161V160H181ZM196 161H197V159H196ZM247 161V160H246ZM66 162V161H65ZM67 162H68V160H67ZM114 162V161H113ZM115 162H117V161H115ZM166 162V161H165ZM184 162H186V160L184 161ZM189 162V161H188ZM201 162H203V161H201ZM206 162V161H205ZM248 162V161H247ZM53 163V162H52ZM100 162H98V164H99ZM145 163V162H144ZM169 163H172V162H169L168 161V164ZM200 163V162H199ZM246 163V162H245ZM73 164V163H72ZM93 164V163H92ZM146 164V163H145ZM182 164V163H181ZM61 165H62V163H61ZM118 165V164H117ZM170 165V164H169ZM178 165V167L176 168V169H174V170H172L173 172L172 173H170V175L167 177L169 180H168V182H167V184H166V186H165V188H164V190L163 191H165V190H167L168 188H170V186H175V185H177L178 186V190L177 191H179V190H181V189H184V188H186L187 187V185H189V180H188V178H189V176L191 175L190 173L191 172H189V171H187V173H186V176H185V178L184 177H180V176H178V173L179 172H181V169H182V165H180L179 166V164H177ZM86 166V165H85ZM114 166V165H113ZM173 166V165H172ZM175 166V165H174ZM194 166V165H193ZM192 166V167H193ZM64 167H66V166H64ZM91 167V166H90ZM176 167V166H175ZM174 167V168H175ZM196 167V166H195ZM80 168V167H79ZM100 168V167H99ZM110 168V167H109ZM170 168V167H169ZM60 169H62V168H60ZM102 169V168H101ZM111 169V168H110ZM113 169V168H112ZM193 169V168H192ZM195 169V168H194ZM74 170H75V168H74ZM183 170V169H182ZM20 171V170H19ZM148 171V170H147ZM146 171V172H147ZM164 171V170H163ZM168 171V170H167ZM190 171H191V169H190ZM251 171V170H250ZM90 172V171H89ZM88 172V173H89ZM101 172V171H100ZM108 172V171H107ZM183 172V171H182ZM193 172V171H192ZM232 172V171H231ZM61 173V172H60ZM105 173H106V171H105ZM109 173V172H108ZM168 173V172H167ZM166 173V174H167ZM72 174V173H71ZM172 174V175H171ZM190 174V175H189ZM194 174V173H193ZM246 174V173H245ZM66 175H69V174H67L66 173ZM99 175V174H98ZM195 175V174H194ZM244 175V174H243ZM242 175V176H243ZM248 175V174H247ZM75 176V175H74ZM102 176V175H101ZM108 176V175H107ZM57 177V176H56ZM93 177H95V176H93ZM97 177V176H96ZM109 177V176H108ZM191 177V179L193 180L194 178H192L193 177V175L192 176H190ZM195 177V176H194ZM249 177V176H248ZM261 177V176H260ZM64 178V177H63ZM66 178V177H65ZM105 178V177H104ZM91 179V178H90ZM166 179V178H165ZM93 180V179H92ZM109 179H107V181H108ZM112 180V179H111ZM110 180V181H111ZM167 180V179H166ZM165 180V181H166ZM238 180V179H237ZM247 180V179H246ZM72 180H70L69 182H71ZM91 181V180H90ZM94 181V180H93ZM92 181V182H93ZM99 181V180H98ZM102 181V180H101ZM194 181V180H193ZM198 181V180H197ZM68 182V183H69ZM89 182V181H88ZM91 182V183H92ZM236 182V178H235V180H232V185L227 189V201H225V203H226V205H225V207L227 206V208L229 207L230 209L229 210H231L232 212H233V214H235L234 216H236L237 218H239L240 220H241V222H243L244 223V227H246L247 229H246V231H244V232H240L237 228H236V226L235 225H233V223L231 224V223H221V221H218V219L217 220H212V218L213 219H215V217L213 216L212 217V215H214V214H216V209L215 208H213V207H216L218 204H217V202L219 203L220 201H216L214 198H213V196L211 195V194H209L207 197H206V201H205V205H204V210H201V211H206V213H207V211H208V207H210V206H213L212 207V209H210L209 211H208V214H209V216L207 217V215H205L204 217H207L206 219V221H204L205 223H206V227L207 228H205V229H208L207 231H209L210 229H212V226L214 225L215 227H216V230H219L220 232H222V234H225L226 236H229V239H232V241H231V243L232 242H237V245H240V247L241 248H244V249H246V250H249V252H250V254L253 256V258H252V260H254V261H256V262H263L264 263V201H259V199H260V196H259V190L257 191V190H255L254 188H253V192H252V189L250 190L251 192H249L248 193V190L246 189H244L243 188V186L244 185H247V184H243L242 185V187L241 188H238V189H235L234 188V183ZM72 183V182H71ZM86 183V182H85ZM91 183H89V184H91ZM101 183V182H100ZM164 183V182H163ZM195 183V182H194ZM200 183H201V181H200ZM211 183V182H210ZM229 183H230V181H229ZM262 183V182H261ZM199 184V183H198ZM221 184V183H220ZM41 185V184H40ZM68 185V184H67ZM95 185H97V184H95ZM102 185V184H101ZM200 185V184H199ZM198 185V186H199ZM128 186H129V184H128ZM192 186H193V183H192ZM194 186H195V184H194ZM193 186V187H194ZM240 186V185H239ZM259 186V185H258ZM94 187V186H93ZM264 187V186H263ZM77 188H79V187H77ZM95 188V187H94ZM126 188V187H125ZM219 188H220V185H217V187H216V190L219 192ZM262 188V187H261ZM93 189V188H92ZM205 189V188H204ZM249 189V188H248ZM80 190H82V189H80ZM79 190V191H80ZM125 190V189H124ZM257 192V194L256 193H254L255 191ZM264 190V189H263ZM123 191V190H122ZM261 191H262V189H261ZM63 192V191H62ZM103 192V191H102ZM107 192V191H106ZM207 192V191H206ZM211 192V191H210ZM131 193V192H130ZM160 193V192H159ZM93 194V193H92ZM119 194V193H118ZM129 194V193H128ZM141 194V193H140ZM204 194V193H203ZM88 195H90V194H88ZM143 195V194H142ZM211 195V196H210ZM261 195V194H260ZM77 196V195H76ZM93 196V195H92ZM178 196H180V195H178ZM80 197V196H79ZM175 197H177V196H172V199H170V200H168L169 202L170 201H175ZM197 197V196H196ZM200 197H201V195H200ZM74 198V197H73ZM81 198V197H80ZM136 198V197H135ZM87 199V198H86ZM148 199V198H147ZM200 199H202V198H200ZM214 199V200H213ZM77 200V199H76ZM121 200V199H120ZM194 200V199H193ZM74 201H75V199H74ZM78 201V200H77ZM139 202V201H138ZM143 202V201H142ZM147 202V201H146ZM131 204H133L132 202H130ZM173 203V202H172ZM139 204V203H138ZM174 204V203H173ZM182 204V203H181ZM85 205V204H84ZM184 205V204H183ZM186 205V204H185ZM199 205V204H198ZM76 206V205H75ZM132 206V205H131ZM200 206V205H199ZM219 206V205H218ZM224 206V205H223ZM222 206V207H223ZM238 206V207H237ZM160 207V206H159ZM221 207V208H222ZM140 208V207H139ZM150 208V207H149ZM218 208V207H217ZM234 208V209H233ZM91 209V208H90ZM142 209V208H141ZM198 210V206H194L191 210H192V212L189 214L190 216L189 217H192L194 214L196 215V213H194L195 211L194 210ZM224 209V208H223ZM233 209V210H232ZM77 210V209H76ZM87 210V209H86ZM143 210H145V209H143ZM147 210V209H146ZM146 210H145V212H146ZM190 210V211H191ZM196 210V211H197ZM228 210V211H229ZM189 211V212H190ZM223 211H225V213H228V211L226 212V209L225 210H222L221 212H223ZM231 211H229V213L231 214ZM88 212V211H87ZM114 212V211H113ZM152 212V211H151ZM235 212V213H234ZM85 213V212H84ZM101 213H102V211H101ZM137 213V212H136ZM146 213H149V212H146ZM98 214H99V212H98ZM107 214V213H106ZM161 214H164V213H161ZM239 214V215H238ZM100 215V214H99ZM108 215V214H107ZM165 215H168V214H165ZM218 215H219V213H218ZM232 215V214H231ZM101 216V215H100ZM105 216V215H104ZM142 216V215H141ZM148 216V215H147ZM151 216V215H150ZM158 216V215H157ZM156 216V217H157ZM161 216V215H160ZM183 216V215H182ZM154 217V216H153ZM167 217H169V216H167ZM235 217V218H236ZM90 218H91V216H90ZM97 218V217H96ZM95 218V219H96ZM99 218V217H98ZM145 218V217H144ZM155 218V217H154ZM158 218V217H157ZM156 218V219H157ZM171 218V217H170ZM173 218V217H172ZM188 218V217H187ZM217 218V217H216ZM142 219V218H141ZM169 219V218H168ZM167 219V220H168ZM189 219V218H188ZM192 219V218H191ZM210 219V220H209ZM103 220V219H102ZM124 220V219H123ZM149 220H150V217H149ZM158 220V219H157ZM165 220V219H164ZM127 221V220H126ZM140 221V220H139ZM156 221V220H155ZM173 221V220H172ZM208 221V222H207ZM96 222V221H95ZM195 222V221H194ZM215 222V223H214ZM103 223V222H102ZM167 223H169V222H167ZM151 224V223H150ZM172 224V223H171ZM208 224V225H207ZM215 224H217V225H215ZM229 224H231V225H229ZM133 225V224H132ZM237 225V224H236ZM134 226V225H133ZM213 226V229L215 228ZM44 227V226H43ZM90 227V226H89ZM124 228H126L127 229V227H125V226H123ZM173 227V226H172ZM91 228V227H90ZM137 228H140V227H137ZM89 229V228H88ZM166 229V228H165ZM245 229V228H244ZM243 229V230H244ZM138 230V229H137ZM137 230H136V228H134L133 229V231H131L130 232V235H128L127 237H128V240H126V241H129V239H130V241H135L136 240V238H138V236H139V234L137 233ZM144 229H142V231H143ZM172 230V229H171ZM215 230V229H214ZM119 231V230H118ZM125 231V230H124ZM170 231V230H169ZM206 231V232H207ZM213 231V230H212ZM56 232V231H55ZM114 232H116V231H114ZM140 232V231H139ZM172 232V231H171ZM52 233V232H51ZM159 233V232H158ZM57 234V233H56ZM141 234V233H140ZM204 234H206L205 232H204ZM203 234V235H204ZM207 234H209V233H207ZM206 234V235H207ZM58 235H59V233H58ZM189 235V234H188ZM159 236V235H158ZM161 236V235H160ZM102 237V236H101ZM104 237V236H103ZM190 237H191V235H190ZM33 238V237H32ZM114 238V237H113ZM72 239V238H71ZM140 239V238H139ZM142 239V238H141ZM181 239V238H180ZM180 239H179V241H180ZM183 239V238H182ZM220 239V238H219ZM156 240H158V239H156ZM34 241V240H33ZM139 241V240H138ZM152 241H154L153 239H152ZM82 242V241H81ZM92 242V241H91ZM114 242V241H113ZM116 242V241H115ZM154 242H156V241H154ZM183 242V241H182ZM179 243V245L177 246V245H175V238H174V235L173 236H169V237H165V239H162V241H159V242H156V243H154L153 245L155 246V245H160V248H159V250H160V252L163 250L164 251V253L166 252H170L172 255H173V253H174V255H173V258L174 259H176V258H180L179 256H181L182 257V255L184 254V255H186V256H190L189 258H187V259H194V264H198V262L196 261V260H198V259H195L196 257L194 256V254L192 253V252H190L189 251V249L188 248H186V244L185 243ZM78 243V242H77ZM107 243V242H106ZM153 243V242H152ZM104 244V243H103ZM177 244V243H176ZM71 245V244H70ZM80 245V244H79ZM102 245V244H101ZM125 245V244H124ZM123 245V246H124ZM127 245H129V244H127ZM131 245V244H130ZM151 245V244H150ZM236 245V246H237ZM118 246V245H117ZM85 247H86V245H85ZM88 247V246H87ZM155 247H158V246H155ZM187 247H189V246H187ZM73 248V247H72ZM76 248V247H75ZM81 248V247H80ZM90 248H92V247H90ZM111 248V247H110ZM116 248V247H115ZM121 250H124V248L122 249L121 248V246L119 247ZM125 248H126V246H125ZM175 248H177V250L175 249ZM74 249V248H73ZM87 249V248H86ZM93 249H94V247H93ZM128 249V248H127ZM157 249V248H156ZM179 249V250H178ZM191 249V248H190ZM79 250V249H78ZM88 250H90V249H87V251ZM92 250V249H91ZM90 250V251H91ZM98 250V249H97ZM153 250H154V248H153ZM74 251V250H73ZM84 251V253H82V255H84V257H86L87 255H89V252H87L85 249L83 250ZM82 251V252H83ZM95 251H96V249H95ZM99 251V250H98ZM120 251V250H119ZM128 251V250H127ZM157 251V250H156ZM162 251V252H163ZM77 252V251H76ZM75 252V253H76ZM92 253H93V250H92ZM119 253V252H118ZM122 253V252H121ZM73 254V253H72ZM78 254V253H77ZM47 255V254H46ZM63 255V254H62ZM70 255V254H69ZM73 255H76V254H73ZM80 255V254H79ZM102 255V254H101ZM127 255V254H126ZM51 256V255H50ZM65 256V255H64ZM71 256V255H70ZM69 256V257H70ZM98 256V255H97ZM116 256V255H115ZM42 257H45V256H43L42 255ZM75 257H77V256H75ZM78 257H80V256H78ZM82 257V256H81ZM117 257V256H116ZM119 257V256H118ZM40 258V257H39ZM60 258V257H59ZM88 258V257H87ZM87 258H85V259H87ZM91 258V257H90ZM102 258V257H101ZM243 258V256L241 257V259ZM248 258H250V257H248ZM32 259V258H31ZM53 259V258H52ZM60 259H64V257H62V258H60ZM76 259V258H75ZM80 259V258H79ZM77 260V262L78 261H84V262H87V261H85V259H83V258H81V260ZM245 259V258H244ZM59 260V259H58ZM67 260V259H66ZM95 260V259H94ZM102 260V259H101ZM119 260V259H118ZM132 260H133V258H132ZM131 260V261H132ZM43 261V260H42ZM44 261H45V259H44ZM47 261H48V263L49 264H52V262H51V260L49 261V259L48 260H46L45 262H46V264H47ZM114 261H116V260H114ZM178 261V260H177ZM242 261V260H241ZM37 262H39V261H37ZM57 262H59V261H57ZM64 262H69V261H64ZM83 262V264H85ZM117 262V261H116ZM123 262H124V260H123ZM40 263H42V262H40ZM70 263V262H69ZM79 263H82V262H78V264ZM89 263H92L91 261L89 262ZM93 263H94V261H93ZM96 263V262H95ZM23 264V263H22ZM61 264V263H60ZM65 264V263H64ZM68 264V263H67ZM75 264H77V263H75ZM86 264H88V262L86 263ZM125 264V263H124Z\"/></svg>",
	"mask_w": 264,
	"mask_h": 264
}]
</instances>
